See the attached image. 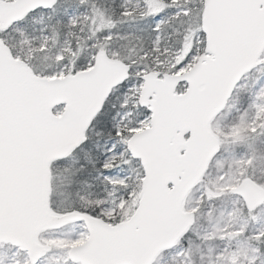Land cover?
Returning a JSON list of instances; mask_svg holds the SVG:
<instances>
[{
  "label": "snow or ice",
  "instance_id": "snow-or-ice-1",
  "mask_svg": "<svg viewBox=\"0 0 264 264\" xmlns=\"http://www.w3.org/2000/svg\"><path fill=\"white\" fill-rule=\"evenodd\" d=\"M0 264H264V0H0Z\"/></svg>",
  "mask_w": 264,
  "mask_h": 264
}]
</instances>
